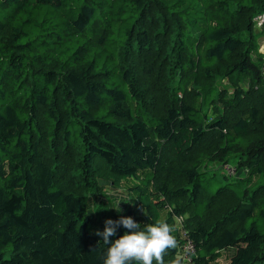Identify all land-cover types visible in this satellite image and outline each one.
Segmentation results:
<instances>
[{
  "label": "trees",
  "instance_id": "16d2710c",
  "mask_svg": "<svg viewBox=\"0 0 264 264\" xmlns=\"http://www.w3.org/2000/svg\"><path fill=\"white\" fill-rule=\"evenodd\" d=\"M263 12L264 0H0V264H103L85 211L99 181L167 211L147 207L176 240L162 264H184L187 240L191 264L229 250L228 264H264ZM207 163L246 174L212 191Z\"/></svg>",
  "mask_w": 264,
  "mask_h": 264
},
{
  "label": "clouds",
  "instance_id": "9594fccd",
  "mask_svg": "<svg viewBox=\"0 0 264 264\" xmlns=\"http://www.w3.org/2000/svg\"><path fill=\"white\" fill-rule=\"evenodd\" d=\"M119 203L114 207L117 211ZM121 227L126 229L123 235L110 241ZM172 231V227L163 221L141 228L133 218L121 216L117 220H105L103 231H97L95 235L106 247L103 264H153V261L162 264V254L176 247Z\"/></svg>",
  "mask_w": 264,
  "mask_h": 264
},
{
  "label": "rangeland",
  "instance_id": "374dc122",
  "mask_svg": "<svg viewBox=\"0 0 264 264\" xmlns=\"http://www.w3.org/2000/svg\"><path fill=\"white\" fill-rule=\"evenodd\" d=\"M254 30L257 31L260 29H258L254 24ZM260 45H261V43H260ZM164 85H165V82H164ZM240 86H242L244 88H248V82L241 81ZM219 87L221 89L226 88L228 90V95H230V97L232 96V93L234 92V90H233L231 83L227 79L219 80ZM243 101H244L245 106H242L239 110L232 109L230 111L229 121L235 120V118L238 117L239 114L242 112L246 113L245 107H247L248 105H247L245 99ZM219 109L224 110L223 107H220ZM220 113L221 112L216 113L214 111V108L211 109V106H208V109L206 111L207 121L211 122L212 119H214L216 117L215 114L216 115L218 114V116H219ZM234 161L235 162H233V160H232V163L235 164V166L236 165L238 166L237 160H234ZM233 164H232V166H234ZM214 166L215 165L207 163L204 165L205 169H203L204 167L202 168V170L207 171L210 174V176L213 175L212 170L217 173V174L215 173L216 176H214V177L212 176L215 179V181L212 180V184L210 187L211 188L210 190H212V191L216 190L221 184H223L225 182V181H223L221 176L222 175L226 176L223 174V172L221 170V166H219V167L218 166L214 167ZM239 168H241V167H239ZM241 169H243V168H241ZM244 174H246V172L244 170H242V171L240 170L238 172L236 170L235 176L239 175L238 177H241ZM226 177H228V176H226ZM99 185L102 186V188H101V191L97 195L91 196L90 193L86 194V197L88 199H87L86 206H85L86 212H92V213L94 212L96 222H97L96 223L97 229L102 231L104 228L103 224H104L105 220L108 219L107 217L102 216V213H103L102 211H104V213L111 214V215L115 216L116 218L117 217L120 218L121 216L131 217V218L135 219V221L137 223H139L143 226H146L148 224H152V223H150L151 217L149 215L147 207H151L152 209H155V208L150 204V202L148 200L143 201V204L135 202L134 200H132V198L130 196L127 195V191L125 190V188H122L123 185L121 187L120 183H119V185H115L111 181H107V182L99 181ZM233 189L235 191H239L241 188L239 189L238 186H233ZM118 202H120L118 205L119 211L114 209L115 205ZM99 204L102 206L101 211H99V207H98ZM156 211L161 213L160 215H161L162 219L165 216L168 217V213H166L167 211H165V210H161V211L156 210ZM174 221H175L174 224L177 226L178 224L176 223V218L174 219ZM193 246H194V244H193ZM188 247H189V249H193L191 244L188 245ZM232 252L234 253L233 250H229L228 253L227 252L223 253L222 256L216 261V264H228V259H229L230 255L232 254Z\"/></svg>",
  "mask_w": 264,
  "mask_h": 264
},
{
  "label": "built area",
  "instance_id": "2783aa9c",
  "mask_svg": "<svg viewBox=\"0 0 264 264\" xmlns=\"http://www.w3.org/2000/svg\"><path fill=\"white\" fill-rule=\"evenodd\" d=\"M254 24L255 26L260 29L262 25L264 24V12L259 14L257 17L254 18ZM264 40L262 44L259 46L258 51L264 56ZM221 170L224 175L228 177H234L236 174V168L232 166L231 164H224L221 166ZM178 217L176 219V223L178 225L181 224L182 219ZM179 219V220H178ZM192 245V248L194 249H189L188 245ZM195 247L193 246L192 242L190 240L185 241V243L181 246L180 252L178 253V258L183 261L184 264H191L192 263V256H195Z\"/></svg>",
  "mask_w": 264,
  "mask_h": 264
},
{
  "label": "crops",
  "instance_id": "0c3cea01",
  "mask_svg": "<svg viewBox=\"0 0 264 264\" xmlns=\"http://www.w3.org/2000/svg\"><path fill=\"white\" fill-rule=\"evenodd\" d=\"M262 39H263V38L261 37V38H260V40H261V44H262V42H263V40H262ZM127 195H128V196H130V195L128 194V192H127ZM98 207H102V206L99 204V206H98ZM103 225H104V224H103ZM102 231H103V230H102Z\"/></svg>",
  "mask_w": 264,
  "mask_h": 264
},
{
  "label": "bare ground",
  "instance_id": "6f19581e",
  "mask_svg": "<svg viewBox=\"0 0 264 264\" xmlns=\"http://www.w3.org/2000/svg\"><path fill=\"white\" fill-rule=\"evenodd\" d=\"M177 219V218H176Z\"/></svg>",
  "mask_w": 264,
  "mask_h": 264
}]
</instances>
